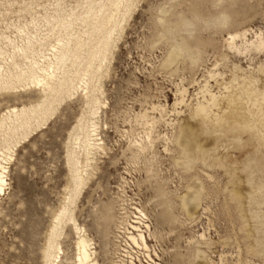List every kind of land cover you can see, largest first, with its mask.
<instances>
[{"label": "rangeland", "instance_id": "obj_1", "mask_svg": "<svg viewBox=\"0 0 264 264\" xmlns=\"http://www.w3.org/2000/svg\"><path fill=\"white\" fill-rule=\"evenodd\" d=\"M130 2L101 46L93 24L105 17L108 9H97L109 0H0L2 79L11 61L41 63L40 51L53 60L51 45L68 47L63 64L52 68L73 83L98 48L101 59L98 79L87 84L97 98L90 119L99 147L86 153L81 146L78 125L90 121L81 88L64 95L16 145L0 129V153L9 156L0 192V264H48L47 236L72 185L70 155L84 167V183L68 205L73 221L56 226L49 264H77L78 234L96 264H264V255L252 252L264 234V207L251 203L264 192V47L248 43L264 40V0H224L221 9L214 0ZM218 10L230 22L206 30L202 21ZM243 30L236 47L229 45L227 34ZM179 40L193 61L180 51L166 63ZM26 45L24 58L16 48ZM22 84L0 89V118L42 98L39 88ZM180 127L194 156L189 166L180 164ZM197 184L198 205L188 215L180 197ZM234 188L238 200L231 198ZM138 232L145 249L128 238Z\"/></svg>", "mask_w": 264, "mask_h": 264}, {"label": "bare ground", "instance_id": "obj_2", "mask_svg": "<svg viewBox=\"0 0 264 264\" xmlns=\"http://www.w3.org/2000/svg\"><path fill=\"white\" fill-rule=\"evenodd\" d=\"M130 1H132V0H109L108 6H105V4L98 6L97 11H100L102 8L108 9V12L106 13L105 17L101 18L100 20L95 21L93 24L94 31L97 33V35L100 34L97 42L100 43L101 46H107L110 35L113 32L114 28L119 25V23L122 21L123 17L127 13V11L129 12L128 9L130 7L129 6L131 3ZM172 32H173V30H172ZM244 32L245 31L243 30L240 33L239 32L228 33L227 38L230 39L229 45L236 47L234 39L240 35L243 36ZM5 37L7 38V36H5ZM248 43L250 45L254 46L255 49H260V48L264 47V40L260 36H258L256 38L255 42L249 41ZM27 44H29V41H27ZM80 45L81 44L78 45V43L76 42L73 46H75L77 48ZM13 47H15V46H13ZM28 48H30V46L26 45V46H24V48L20 47V48H16V50L20 51V53L23 55L24 58H27L25 51L28 50ZM49 49H51L53 51L51 53L53 60H51V59L46 60L44 53L42 51H40L39 56L42 58L41 63H39V61L32 59V58L27 60V63L24 64V67H20V65L15 61H11L10 63H6V69L10 68V70H8L9 71V78L6 80V79H2L0 77V89H3V90L9 89V88L13 89L14 87H16V84H17V86L19 84L20 88H21L22 83L23 84H32L34 87H37L41 90V92L43 93V96L33 106L32 105L27 106V107L21 106L19 108H16L15 106L12 108L10 107L11 108V110H9L10 113L4 117L1 116V118H0V129L2 127H4V129L6 128L9 131L8 132L9 133V139H10L9 142H11L12 145H16L20 140H23L27 136V134H29L33 129H35L41 123H43V121L46 119L47 116L51 115V113L54 111V109L57 107V105L60 104V102L63 100L64 95L69 96L73 93V91L76 90V88H81V89L85 90L84 91L85 98H86L85 103L87 105L86 117L88 118V116H89L90 121L87 119V121H89V124L78 125V127H81L80 129L84 130V131L82 130L83 135H81L82 136L81 146L83 147V149L86 153H89L94 148L99 147V142H97L96 138H95V128L96 127H95V124L93 123L94 121H91V119H90L96 113L95 104L97 102V98H96L95 94L93 93L92 88L90 89V91L92 90L91 93H89V90L87 89V84L92 80H97L99 77V69H100L101 59H99L98 56H99L100 50L98 48L97 51L99 53L96 52V53L91 54V58H89L87 60V63L85 64V66L81 70L82 75L76 79L75 83H73L72 82L73 79H69V78L67 79L64 76L65 75L64 71L61 70L59 72L60 75H58V74L54 73V70L52 68V67H54L53 66L54 64L55 65L63 64V62L65 61V59L67 57L66 55H67L68 47L67 48L64 47V48L54 49L53 45H51V48H49ZM180 51L185 52L186 57L190 61H193L194 53L192 52V50H190V48L185 44L184 41L179 40L178 42L173 44L172 48L170 49L167 56L165 57V62L166 63L172 62L175 59V57L179 54ZM1 53H3V52L0 51V57H1V59H3V57L1 56L2 55ZM93 57H94V59H96V63H95V65L91 66L90 61ZM75 58H77V56H75ZM70 64L71 65L75 64V60H71ZM0 67H2L1 64H0ZM76 72L77 71H75V73ZM12 79L14 80V82L11 81ZM70 86L72 87V91H69ZM92 86H94V84ZM211 104H214L213 95L211 96ZM203 109H204V104L200 103L197 107V110L202 111ZM85 114H86V112H85ZM86 117H84V118H86ZM5 120H8L7 124H6ZM85 122H86V120H85ZM80 134H81V132H80ZM77 141H78V139H77ZM176 143L181 147L179 150V152L181 154V163L179 161L178 162L180 164H184L186 166H189L190 163L193 162L194 156H193V153L190 149L189 141H188L187 136H186V132L184 131V128H182V127H180L179 135L176 137ZM8 157H9L8 155H5L2 152L0 153V192L3 190V187L5 185V175H4V168L5 167H4L3 163L7 162L5 160ZM70 157H71V155H70ZM70 157L67 160V163L69 165V171H70V177H71L72 185H69V186H71L69 188V193L66 197H64V199H66V203L60 207L58 212L53 217L54 223H52V226H51L49 233H48V236H47V243H46V247L43 251L44 252L43 258L49 259V260H47L48 264L51 262L50 258H54L56 256L53 254V250L56 248V244H57L54 239H55V236L58 235L56 232V226L64 220H66V222L67 221H73V218H72L71 212H70V208L68 207V205L73 202V197H75V195H77L81 186L84 183V178H83V175H84V173H83L84 169L83 168L84 167L82 166L83 168H81L80 166H78L77 158H73V157L70 158ZM212 163H213V160H212ZM84 166H86V164ZM199 192H200V185L197 184V185H194V187L190 191L187 190V192H185L180 197V203H181L180 206L182 205L184 207V209L188 215H192L194 213L195 208L198 205ZM232 194H233V196L231 197L232 199H234V200L239 199L238 189L234 188ZM251 203H255V204H257V206L261 205L264 207V192L260 193L258 195H254L251 199ZM73 225H75V224H73ZM76 226H73V227H75V229H77ZM132 227L136 228L137 226L135 227L132 225ZM129 232H131V231H129ZM144 237L145 236H143V234L141 232H138L135 235H133L132 233L128 234V238L132 242L136 243V240L139 239L141 246H143L145 249V248H147V245H146V241H145ZM255 242H256V244H255L252 252L255 255L256 254L264 255V234L256 237ZM140 244H138V245H140ZM227 245H229V244H227ZM75 246H76L75 249H76L77 264H96L94 262V260L91 258V252L89 251V243L84 236L78 234L76 241H75ZM250 246L252 247L253 245L251 244ZM196 251L198 253L200 252L199 249H197ZM227 251H229V250H227ZM235 255L237 256L239 254L237 253ZM224 258H223V260H225ZM45 264H46V262H45Z\"/></svg>", "mask_w": 264, "mask_h": 264}, {"label": "clouds", "instance_id": "obj_3", "mask_svg": "<svg viewBox=\"0 0 264 264\" xmlns=\"http://www.w3.org/2000/svg\"><path fill=\"white\" fill-rule=\"evenodd\" d=\"M224 0H214V6L216 9H221ZM230 22V17L227 12L218 10L214 15L205 18L202 21V26L206 30H218L226 27Z\"/></svg>", "mask_w": 264, "mask_h": 264}]
</instances>
